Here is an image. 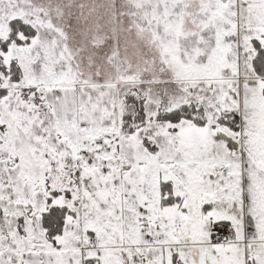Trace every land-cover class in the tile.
Here are the masks:
<instances>
[{"label":"snow or ice","instance_id":"obj_1","mask_svg":"<svg viewBox=\"0 0 264 264\" xmlns=\"http://www.w3.org/2000/svg\"><path fill=\"white\" fill-rule=\"evenodd\" d=\"M0 264H264V0H0Z\"/></svg>","mask_w":264,"mask_h":264}]
</instances>
